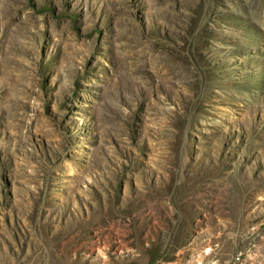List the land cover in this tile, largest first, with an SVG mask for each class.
Here are the masks:
<instances>
[{
  "label": "rangeland",
  "instance_id": "rangeland-1",
  "mask_svg": "<svg viewBox=\"0 0 264 264\" xmlns=\"http://www.w3.org/2000/svg\"><path fill=\"white\" fill-rule=\"evenodd\" d=\"M0 264H264V0H0Z\"/></svg>",
  "mask_w": 264,
  "mask_h": 264
}]
</instances>
